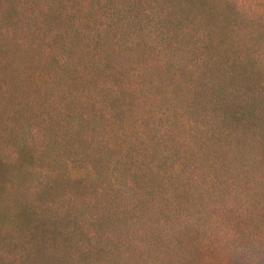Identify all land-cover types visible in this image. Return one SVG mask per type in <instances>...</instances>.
Returning <instances> with one entry per match:
<instances>
[{"label": "trees", "instance_id": "1", "mask_svg": "<svg viewBox=\"0 0 264 264\" xmlns=\"http://www.w3.org/2000/svg\"><path fill=\"white\" fill-rule=\"evenodd\" d=\"M0 264H264V13L240 0H0Z\"/></svg>", "mask_w": 264, "mask_h": 264}, {"label": "rangeland", "instance_id": "2", "mask_svg": "<svg viewBox=\"0 0 264 264\" xmlns=\"http://www.w3.org/2000/svg\"><path fill=\"white\" fill-rule=\"evenodd\" d=\"M241 6L246 9V5L248 0H240ZM252 8L264 13V0H252ZM0 147H5L4 144L0 145Z\"/></svg>", "mask_w": 264, "mask_h": 264}]
</instances>
